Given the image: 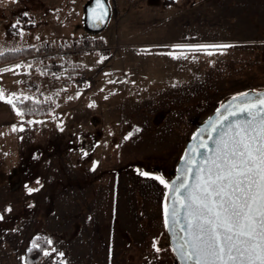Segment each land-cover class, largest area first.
<instances>
[{"label": "rangeland", "instance_id": "1", "mask_svg": "<svg viewBox=\"0 0 264 264\" xmlns=\"http://www.w3.org/2000/svg\"><path fill=\"white\" fill-rule=\"evenodd\" d=\"M87 1H0V53L85 40L114 48L71 64L87 74L83 88L27 67L28 57L0 67L15 78L0 80V93L11 86L54 109L0 132V264H26L37 239L51 243L36 264H172L167 189L153 177L172 179L192 120L264 89V0L146 3L96 34L84 29ZM199 45L231 47L192 51Z\"/></svg>", "mask_w": 264, "mask_h": 264}, {"label": "snow or ice", "instance_id": "2", "mask_svg": "<svg viewBox=\"0 0 264 264\" xmlns=\"http://www.w3.org/2000/svg\"><path fill=\"white\" fill-rule=\"evenodd\" d=\"M96 5L101 15L94 19H101L107 15L103 0H96ZM228 47L231 45H199L192 51ZM6 102L16 108L12 96ZM235 108L218 114L208 126L210 131L201 129L197 138L208 132L207 140L198 145L203 151L197 154L193 148L186 153L185 167L176 180L153 177L169 191L164 225L178 237L173 250L183 264H264V98ZM16 114L23 115L19 109ZM38 190L29 188L28 192ZM153 248L161 251L156 241Z\"/></svg>", "mask_w": 264, "mask_h": 264}, {"label": "built area", "instance_id": "3", "mask_svg": "<svg viewBox=\"0 0 264 264\" xmlns=\"http://www.w3.org/2000/svg\"><path fill=\"white\" fill-rule=\"evenodd\" d=\"M113 47L101 41L85 40L72 45L58 44L56 47L43 45L36 48L34 53L26 59V62H34L45 74H51L62 78L63 85H72L75 88H83L88 84V76L77 63L78 57L88 53H97L102 57H110ZM19 69L23 62L15 63Z\"/></svg>", "mask_w": 264, "mask_h": 264}, {"label": "water", "instance_id": "4", "mask_svg": "<svg viewBox=\"0 0 264 264\" xmlns=\"http://www.w3.org/2000/svg\"><path fill=\"white\" fill-rule=\"evenodd\" d=\"M103 4L105 5L104 11L107 12V15L101 19H94V17L101 15V10L97 8L96 0H88L86 2L84 6V11H83V23H84V29L87 33L89 34L99 33L107 26L109 19H110V15H111V10H110L108 0H103ZM244 93H248L249 95L245 97L242 95ZM233 97H238V99L234 100ZM261 98H264V89L259 90V91H246L243 93H239V94L230 96L229 98L224 100L221 104L217 106V108L213 112H211L203 120H198V119L192 120L195 130L193 134L187 138L183 153L180 159L176 163L174 176L168 182L176 180L177 176L180 175V170L185 167L186 153L190 152V150L193 148L197 149V154L200 151H203L202 149L198 148V145L201 140H207L208 132L205 131L203 135L197 138L198 134L201 132V129H208V126L212 122H215L217 120L218 114L220 115L226 114L227 110H236L235 108L236 105H239L244 102L255 101ZM208 131H210V129H208ZM203 136H205V138H202ZM209 143L211 142L209 141ZM168 194H169V191L167 189V195ZM163 221H164V216H163ZM166 232L169 237V245H170V248H171V251L174 257L183 264V261L180 259L178 254L173 250L177 246L176 238L173 232L169 231L168 229H166Z\"/></svg>", "mask_w": 264, "mask_h": 264}, {"label": "trees", "instance_id": "5", "mask_svg": "<svg viewBox=\"0 0 264 264\" xmlns=\"http://www.w3.org/2000/svg\"><path fill=\"white\" fill-rule=\"evenodd\" d=\"M3 1V0H0ZM24 18H20L19 22ZM30 26H26L24 29H29ZM35 47L29 46L21 49L8 50L2 52L0 55V67L21 58H26L32 55ZM18 50V51H17ZM16 105V109H19L24 119H43L50 116L53 113V107L46 102L41 96H37L31 99L18 100L12 96ZM49 248L48 242L45 239H37L33 241L32 247L27 251L25 262L26 264H36L42 257V253Z\"/></svg>", "mask_w": 264, "mask_h": 264}, {"label": "crops", "instance_id": "6", "mask_svg": "<svg viewBox=\"0 0 264 264\" xmlns=\"http://www.w3.org/2000/svg\"><path fill=\"white\" fill-rule=\"evenodd\" d=\"M161 1H163V0H108L110 10H111V15H110V19H109L107 26L113 20L119 21L122 16H124L125 14H127L129 12V9H135L136 8L138 11L140 6H142V4L148 3V4L155 5L156 3L160 4ZM171 4L172 3L168 2V5H171ZM160 9L158 11V15H161L160 13H161L162 9L161 10ZM148 14L149 13H147V15ZM152 14H156V13H152ZM148 19H154V18L148 17ZM87 39H91V38H87ZM79 62L81 63L80 60H79ZM29 65H30L31 69L34 68L33 64H29ZM29 65H28V67H29ZM32 66H33V68H32ZM0 70H2V68H0ZM28 71H31V70H27L26 72H28ZM0 80L2 81V84L3 83L6 84V83L12 82L13 80H15V78H14L13 74H11V73H4L3 76H0ZM7 88L8 89H4L5 91L2 92L4 99L0 100V132L6 131V130L9 131L12 127L15 126V124L19 123V121H18L19 117L16 114L15 108H13L12 105H10L6 102L7 98L9 96H13V94L16 93V91H14V93H13V90L10 89L11 86H7Z\"/></svg>", "mask_w": 264, "mask_h": 264}, {"label": "flooded vegetation", "instance_id": "7", "mask_svg": "<svg viewBox=\"0 0 264 264\" xmlns=\"http://www.w3.org/2000/svg\"><path fill=\"white\" fill-rule=\"evenodd\" d=\"M202 138H205V136H203ZM167 233V232H166ZM174 234V236H175V238H176V242H177V244H178V237H177V235L175 234V233H173ZM167 241H168V244H169V237H168V234H167ZM172 264H182L178 259H176L175 257H174V255H173V260H172Z\"/></svg>", "mask_w": 264, "mask_h": 264}]
</instances>
